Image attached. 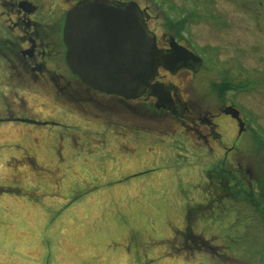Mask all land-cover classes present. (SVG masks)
I'll return each instance as SVG.
<instances>
[{"label": "rangeland", "instance_id": "obj_1", "mask_svg": "<svg viewBox=\"0 0 264 264\" xmlns=\"http://www.w3.org/2000/svg\"><path fill=\"white\" fill-rule=\"evenodd\" d=\"M123 1L203 59L158 76L185 117L0 88V264H264V0Z\"/></svg>", "mask_w": 264, "mask_h": 264}, {"label": "flooded vegetation", "instance_id": "obj_2", "mask_svg": "<svg viewBox=\"0 0 264 264\" xmlns=\"http://www.w3.org/2000/svg\"><path fill=\"white\" fill-rule=\"evenodd\" d=\"M83 1H56L55 5H52L47 0H0V74L4 78V81H0L2 83L0 84V88H12L14 91L20 90L22 92H24L23 90L36 89L40 91L43 97L53 95L52 100L62 101L64 105L67 103L77 105L74 101L82 102L79 96L80 90L86 91L88 94L93 91L83 85L77 76L73 75L65 61L66 48L63 43V32L66 14L79 2ZM105 1L125 3L123 0L122 2L119 0ZM140 10L142 11L141 8ZM149 19L145 20L147 28ZM155 38L158 50L169 51L170 43H173V40H169L167 46H159L157 42L159 41V37L155 36ZM175 43L173 44L177 48L186 49L193 56H198L192 47L187 48L185 45ZM193 56H190L191 59L189 61H183L185 68L179 70L172 69V72H170L160 67L158 75L152 84L163 86L164 89L161 88L160 93L156 91V97L150 96V91L147 90L140 100L148 104L151 102L157 111L170 115L173 114L177 118L180 117V119L184 118V114L178 113L179 108L182 112L184 111V103L179 104L178 108L173 98V91L176 86L171 84L169 87H166L158 80V76L160 72L165 75H176V73L182 72L181 70L196 73L204 63L203 59L198 56L202 59V63L198 64L197 59ZM194 60H196L197 64H195ZM93 93L98 92L93 91ZM98 94L102 95L103 98L110 97L101 93ZM165 100L170 104L169 108L162 106V104L166 103ZM176 103L178 102L176 101ZM157 107L160 108L157 109ZM227 108H235V105L229 103L220 114L233 120L230 115L224 113ZM6 113L8 118L12 116L11 113L8 114V111ZM0 117H2V114ZM8 118H2L0 122L6 121ZM27 118L30 119L31 117ZM215 118V115L197 118L201 126L208 131L206 137L212 141H217L218 138L215 134L217 128L214 123ZM239 118L241 119L240 113ZM192 121L196 122V120ZM236 127L238 128V124ZM240 137L241 134L239 133V129H237L235 138L239 139Z\"/></svg>", "mask_w": 264, "mask_h": 264}, {"label": "water", "instance_id": "obj_3", "mask_svg": "<svg viewBox=\"0 0 264 264\" xmlns=\"http://www.w3.org/2000/svg\"><path fill=\"white\" fill-rule=\"evenodd\" d=\"M63 43L65 61L73 75L95 91L126 101L138 99L147 89L156 97L155 92L164 89L151 84L158 69L171 72L184 68V62L191 59L190 53L173 43L169 51H159L154 35L147 30L139 7L133 2H79L66 14ZM194 61L197 64L199 60ZM169 105L167 101L162 104L168 108ZM224 113L238 120L236 111ZM239 128L241 131L240 123Z\"/></svg>", "mask_w": 264, "mask_h": 264}, {"label": "trees", "instance_id": "obj_4", "mask_svg": "<svg viewBox=\"0 0 264 264\" xmlns=\"http://www.w3.org/2000/svg\"><path fill=\"white\" fill-rule=\"evenodd\" d=\"M218 170H219V169H217V170H215V171H218ZM216 173L219 174L218 172H216ZM216 177H217V176H216ZM217 178H218V177H217ZM232 181H233V180H232ZM232 181H231V182H232ZM233 185H234V181H233ZM229 186H230V185H229Z\"/></svg>", "mask_w": 264, "mask_h": 264}]
</instances>
